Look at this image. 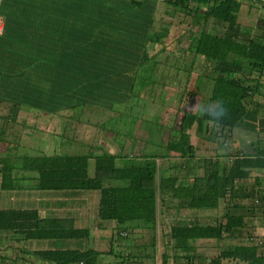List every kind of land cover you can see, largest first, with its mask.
Instances as JSON below:
<instances>
[{"label": "trees", "instance_id": "obj_1", "mask_svg": "<svg viewBox=\"0 0 264 264\" xmlns=\"http://www.w3.org/2000/svg\"><path fill=\"white\" fill-rule=\"evenodd\" d=\"M157 3L190 15L195 24H200L185 49L201 56L214 73L209 77L211 85L205 99L208 105L199 113L180 111L174 135L163 145L166 153L177 157L174 173L155 182L156 155L148 153H142L137 160L105 152L24 153L14 159L3 155L0 200L20 197L18 200L25 201L36 196L34 201L41 206L45 193L65 200L68 193L97 192L98 219L115 223L139 220L150 231L155 226L157 192L176 199L180 208H217L223 204L216 223L173 224L168 229L169 238L175 245L181 244L184 251L191 247L186 243L189 240L223 236L240 240L208 257L205 263L199 259L193 264H264L261 246L252 242L251 235L243 234L244 215L225 211L228 205L237 204L232 201L238 197H254L252 207L246 208L264 211V144H260L256 134V112L248 106L261 86L258 79L264 74V20H260L253 35L241 31L236 21L239 0H0V104L6 110L0 116V143L23 146L21 138L30 133L26 127L31 123L17 119L21 107L58 115L87 107L111 110L113 105L125 102L137 69L152 60L156 48H163L159 43L164 35L154 25ZM259 4L264 7V3ZM207 18L221 24L223 31L207 30ZM161 29L167 32V27ZM192 123L201 133L207 123L215 126L224 143L234 130L254 131L256 139L242 143L228 165L218 167L216 157H195L196 145L189 142L187 133ZM257 123L263 126L264 120ZM58 130L60 137L66 125L59 124ZM89 158L93 163L92 176L87 173ZM116 159L122 161L116 163ZM195 160H199L202 172L192 174ZM253 169L262 170L263 174L253 176V187L240 188L236 193L234 183L246 179ZM14 170L32 173L33 178H23L31 183L19 182ZM53 204L62 206L66 201L56 200ZM132 227L136 225L118 229L116 238L124 237L120 232L126 235ZM0 232H7L14 241L26 242L28 247L4 264H34V258L53 264H96L99 254L87 246L62 248L65 241L85 244L87 228L75 227L68 216L53 213L43 217L36 207L0 206ZM244 239L246 242H242ZM109 252L115 255L112 250ZM183 256L185 262L174 264L191 262L185 252ZM142 258L138 253H125L118 264H143ZM161 264H166L164 256Z\"/></svg>", "mask_w": 264, "mask_h": 264}, {"label": "rangeland", "instance_id": "obj_2", "mask_svg": "<svg viewBox=\"0 0 264 264\" xmlns=\"http://www.w3.org/2000/svg\"><path fill=\"white\" fill-rule=\"evenodd\" d=\"M202 9H199L198 12L201 13ZM162 14L165 25H170L169 21L172 20L177 22L172 26L167 25L169 29L166 37L160 42L163 45L161 50L156 48L157 43L153 44V47L156 48L154 53L155 60L152 61V59L137 69L134 85L130 89L129 97L125 102L113 105L111 110L87 107L82 110H66L58 115L21 107L17 112V119L31 123V126L26 127L31 129L30 133L27 134V129L23 128L26 134L21 138L22 147H14L11 143L1 142L0 156L6 155L14 159V156L24 153L28 155L52 154L54 152L70 155L86 153L96 155L105 152L110 154L118 153L120 156L137 160L142 156V153H148L156 155L155 182L161 176L172 175L175 171L174 166L177 165V157L170 152L169 154L166 153L163 145L168 138L173 137V127H176L180 120V111L199 113L204 106L208 105L205 99L208 96L211 85L209 77L214 76V73L208 69L207 62L201 56L194 55L185 49L186 43L191 39V35H195L198 30L192 24V17L181 16V12H173L170 9L162 11ZM209 20L213 19L207 18L204 26ZM260 20H264L263 4L240 0V7L236 13L239 29L241 31L246 30L249 35H253L260 27V23H262ZM163 21L161 20V22ZM157 29L158 27L156 31ZM159 31L160 28L158 33ZM211 31L221 32L223 31V26L216 22V24H212ZM249 77L248 84H251L252 79L251 76ZM258 80L261 86L251 96L248 106L256 112L253 120L259 132L256 134L260 144H264V125L261 126L257 123V120H264V74ZM0 105V116H3L6 110L2 108V104ZM63 123L66 125V130L59 137L58 125ZM194 125L192 123L187 129V133L189 134V142L192 145H196L195 157H216L218 167L227 166L234 151L237 148H242L240 147L242 143L254 142L256 139L254 131L242 132L234 130L229 133L224 143L220 141L221 139L217 130H215V126L207 123L206 130L201 133L194 129ZM213 130L216 131L214 135L211 132ZM110 151H113V153ZM115 161L120 163L122 160L117 159ZM195 161L192 174L202 172V167L198 166L199 160L198 162L197 160ZM14 171L16 176L20 178L28 177L29 179L34 177L32 173ZM252 171V174L246 179L234 183V187H237L236 193L241 191L240 188L246 190L250 186L253 187V176L263 174L262 170L253 169ZM92 172V158H89L87 161V173L92 176ZM184 178L186 180L189 179L186 176ZM24 181L26 180L23 179L21 182L23 185L31 183L30 180ZM34 193H37V191L35 190ZM34 193L29 194L35 196ZM161 197H163L162 202L160 201ZM19 198L2 197L0 206L37 207L34 201L37 198L36 196L32 198L33 200L25 201L18 200ZM253 198L238 197L233 199L232 203L237 204L235 206L228 205L225 211L234 214L240 213L244 217L251 214L257 215L256 211L247 209L252 207ZM222 207H224L223 204H219L217 208H180L177 206L176 199L162 196L157 192L153 231H150L151 228H147L146 224L139 220L138 223L137 220L115 223L114 226L112 225V229L114 228L113 231L116 236L118 229L136 225V227L129 228L132 230L127 228L126 236L118 239L127 245L125 248L131 254L138 253L140 257L143 256V264H161L163 256L166 264L185 262L184 252L190 256V263L192 264L200 259L199 254L202 252L200 255H203L202 262L205 263L208 257L217 254L219 250L229 245L239 243L240 240L232 238L225 241L224 239L210 238L211 240H207L202 244L197 243L198 241L196 240H189L186 243L191 245V247L184 251L180 247L181 244L175 245V241L169 238L168 229L173 224L189 222L200 224L216 223L219 213L223 211ZM260 213L261 224L258 225L257 234H251V240L260 245L261 250L264 252V211ZM243 220L249 223L252 219L244 218ZM95 239L94 241H98V244L100 242L99 248L101 249H105L109 244L105 239L102 241L98 238ZM242 242H246V240L244 239ZM25 243L23 241H14L8 236L7 232H0V264L8 263L14 256H18L28 250ZM90 245H92L91 242ZM116 246L111 245L110 251L113 249V254L119 255L122 250H120L119 246ZM198 248H201L202 251L199 250L197 252ZM115 255L112 257L113 260L118 263L121 260L123 261V255L121 257Z\"/></svg>", "mask_w": 264, "mask_h": 264}, {"label": "crops", "instance_id": "obj_3", "mask_svg": "<svg viewBox=\"0 0 264 264\" xmlns=\"http://www.w3.org/2000/svg\"><path fill=\"white\" fill-rule=\"evenodd\" d=\"M190 4L194 6V3H190ZM166 9L167 8H165L163 4H158V5L156 4V6H155V12H154L155 22H154V25L156 28L158 27V29L159 28H165L168 25V24L167 25L164 24L163 14H162V11H164ZM181 16H184V15L181 14ZM186 16H188V15H186ZM161 20L163 22H161ZM176 22L174 20L169 21L171 26ZM192 24L197 29H199L200 24H195L194 21ZM212 24H216V22L213 20H209V22L205 24L206 29L211 31ZM170 25H168V26H170ZM168 29H169V27H167V30H166L167 32H168ZM159 32H160V34L163 33V35H164L163 39H164L167 35V32L164 33V30H162V29ZM193 36H194V34L191 35V38H193ZM187 39H189V38L187 37ZM159 44L162 45V43H159ZM154 58H155V55H153L152 61L155 60ZM110 152L113 153V151H110ZM116 155L118 156L120 154L117 153V154H115V156ZM22 181H23V178H20L19 182H22ZM26 181H24V182H26ZM43 195H44L43 196L44 197L43 205L39 206L36 204V206H37L36 208L39 210V214L43 215V217L52 215L53 213L57 214L58 216H68V217L72 218L75 227L87 228V230H88V236H87L85 244L80 243V245H79L76 242L72 243L71 241H65V243L63 245L61 244L62 248H74V247L84 248L87 246L88 248H91L95 251H98L99 254L96 257V264H118L117 261L112 259V257H114V256H112V253L109 252L111 245H113L114 247L117 245L120 247V250H122L121 253L119 255H116V256L121 257L122 255L124 256L125 253H130V251H128L125 248V246H127V245L124 244V242H121V240L116 238V236L114 235V231H113L114 228L112 229V225L114 226L115 222L112 220H100V219H98L97 214H96L97 199H98L97 192H89L87 194H81V195H79V194L71 195L68 193L67 196L64 197L65 200L57 199V197H54L50 193H45ZM58 196H60V195H58ZM56 200L66 201V204L65 205L63 204L62 206L55 205L53 203ZM55 206H58V208ZM256 213H257V215L251 214V215H247L246 217H244V218H247L248 220H251V219L253 220V222L251 220L249 223H246V221H244L245 227L243 229V231H244L243 234H246V236H247V233L249 235H251V234L255 235L258 232V229H259L258 225L261 224L260 219H259L261 213L257 212V211H256ZM245 230L247 232H245ZM120 235L126 236L124 234V232H120ZM95 238H98L101 241L105 239V240H107V242L109 244L106 246L105 249L104 248L101 249V248H99L100 242L98 244V241L97 242L94 241ZM223 239L226 241L227 239L228 240L232 239V237H224L223 236V237L219 238L218 240H223ZM195 240L198 241L197 243L202 244V243H205V241L211 240V239L210 238H208V239L203 238V239H195ZM90 242L92 245H90ZM199 250L202 251L201 248L200 249L198 248V250H196V251L198 252ZM112 251H113V249H112ZM200 254H202V252ZM200 254H199V258H200V260L203 261V259H202L203 255H200ZM27 258H28V256H27ZM32 260H33L34 264H53L52 262L45 261V260H39L36 258H34Z\"/></svg>", "mask_w": 264, "mask_h": 264}, {"label": "built area", "instance_id": "obj_4", "mask_svg": "<svg viewBox=\"0 0 264 264\" xmlns=\"http://www.w3.org/2000/svg\"><path fill=\"white\" fill-rule=\"evenodd\" d=\"M155 1H158V2H162V1H167V0H155ZM250 2L252 3H264V0H249ZM1 27H2V20L0 18V31H1ZM126 264H136L134 262H131V261H128ZM190 264V263H189ZM192 264V263H191Z\"/></svg>", "mask_w": 264, "mask_h": 264}]
</instances>
